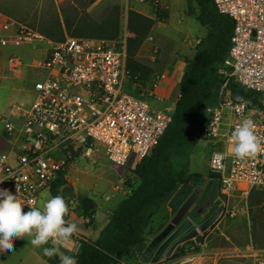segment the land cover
<instances>
[{
	"label": "built area",
	"instance_id": "obj_1",
	"mask_svg": "<svg viewBox=\"0 0 264 264\" xmlns=\"http://www.w3.org/2000/svg\"><path fill=\"white\" fill-rule=\"evenodd\" d=\"M213 3L233 28L227 55L216 68L221 78L217 101L205 110L201 136L217 145L209 155L208 172L220 196L245 202L252 193L264 191V0ZM131 36L124 27L113 40L65 36L51 42L26 23L0 13V50L45 47L34 65L40 77L31 83L28 101L15 107V123L3 121L6 148L0 150V192L36 206L37 195L65 175L73 160L103 155L124 167L157 145L172 109L151 104L162 75H151L144 83L128 80L126 39ZM21 61L11 53L5 64L19 72ZM231 84L257 95L258 103L236 99ZM245 118L256 125L260 149L236 159L229 136ZM253 264H264V256Z\"/></svg>",
	"mask_w": 264,
	"mask_h": 264
},
{
	"label": "rangeland",
	"instance_id": "obj_2",
	"mask_svg": "<svg viewBox=\"0 0 264 264\" xmlns=\"http://www.w3.org/2000/svg\"><path fill=\"white\" fill-rule=\"evenodd\" d=\"M161 1L168 8L162 10L169 13V19L165 25L155 26L150 32L148 37L153 38L155 46L149 48L148 42H145L147 37L135 54L136 61L150 69H158L163 48L170 52V48H178L181 42L190 45L189 51H174L173 54L181 62L183 57L192 56L194 42L205 33L193 17L186 16V0ZM155 5L157 2L151 0H0V13L26 23L49 41L58 42L65 36L73 37V34L95 39L119 37L126 28L129 11L154 18ZM161 42L167 43L160 45ZM44 49L42 46L35 50H0L1 137L3 121L16 122L15 107L26 104L31 83L40 77L34 65ZM11 53H17L22 59L19 72L10 71L5 64ZM126 91L136 95L129 87H126ZM164 97V108L171 109L172 101L168 100V96ZM216 148L214 140L204 136L199 138L186 159L188 171L197 177L179 186L167 198L144 232L141 243L122 261L123 264H253L258 256H264V192L253 194L245 202L222 198L217 182L208 172L209 155ZM178 162V159L173 161L175 168H178ZM130 167L116 166L103 155L75 159L69 163L64 179L74 192L73 198L66 200L70 212L67 221L78 226V232L74 235L95 238L107 221L108 214L138 183L131 175ZM197 187L201 188V193L183 217L191 221V227L174 242V248L168 254L166 250L155 263L150 262L152 254L140 260L151 240L171 221ZM49 197L48 190L40 192L36 206H42ZM79 197H87L96 205L95 223L90 227L84 224L85 219L81 216ZM219 207H222V211L216 220L205 230L199 231L197 227ZM27 239H14L13 252L0 255V264H44L40 262L39 249L28 245Z\"/></svg>",
	"mask_w": 264,
	"mask_h": 264
},
{
	"label": "trees",
	"instance_id": "obj_3",
	"mask_svg": "<svg viewBox=\"0 0 264 264\" xmlns=\"http://www.w3.org/2000/svg\"><path fill=\"white\" fill-rule=\"evenodd\" d=\"M185 14L193 17L205 33L195 45L192 56L182 58L184 68L171 120L150 153L130 164V173L138 183L132 187L127 182L131 190L112 210L97 239L80 241L79 252L75 256L77 264H120L141 243L144 232L167 198L179 186L197 177L188 171L186 159L201 137L206 108L217 101L221 78L216 74V68L227 55L233 23L217 12L213 0H186ZM153 15L151 19L134 11L127 14L126 30L132 36L126 39L125 69L132 83L147 82L153 74L150 67L135 59L136 52L153 26L168 19V12L158 5L153 8ZM71 36L95 39L77 37V34ZM229 89L238 100L245 99L252 105L258 103L257 95L238 85L231 84ZM175 159L180 161L178 168L173 163ZM64 187L68 185L63 173L50 184V196L60 194ZM78 203L82 216L87 220L85 225L90 227L94 221V202L87 197H79ZM41 256L46 258L42 252ZM51 258L59 264L58 256Z\"/></svg>",
	"mask_w": 264,
	"mask_h": 264
},
{
	"label": "clouds",
	"instance_id": "obj_4",
	"mask_svg": "<svg viewBox=\"0 0 264 264\" xmlns=\"http://www.w3.org/2000/svg\"><path fill=\"white\" fill-rule=\"evenodd\" d=\"M255 127L253 120L245 118L231 131L229 141L233 145L234 158L250 157L260 149ZM25 206L28 207L26 212L22 211ZM68 211L61 193L49 197L38 207L0 192V255L13 252L14 239L28 237V245L41 249L43 256L51 258L58 255L59 264H77L74 256L59 249L78 232L76 223L65 220Z\"/></svg>",
	"mask_w": 264,
	"mask_h": 264
},
{
	"label": "crops",
	"instance_id": "obj_5",
	"mask_svg": "<svg viewBox=\"0 0 264 264\" xmlns=\"http://www.w3.org/2000/svg\"><path fill=\"white\" fill-rule=\"evenodd\" d=\"M155 1L157 2V5L159 8H161V9L164 8V9L168 10V8L163 4V2L161 0H155ZM148 17L153 19V17L151 15ZM168 19H169V13H168ZM165 23L166 22H164V23H158L157 22L153 26V28L155 26L165 25ZM153 28L151 31H153ZM197 40H199V39H197ZM145 42H148L149 48H151L154 45L153 38L151 36L148 37L145 40ZM163 43L164 42H161L160 45ZM166 43H164V45H166ZM194 43L196 45V41ZM156 46L158 48V45H156ZM189 48H190V45L188 43H184V42H181V45L178 48L177 47L170 48L171 49L170 52H167L165 50V48H163L164 51L160 55V60L158 62V69H152V71H153L152 75H154V74L162 75V78L159 80L158 86L154 91V95H155V97H157V99L155 98V99L151 100V104L153 106L164 108L165 104H166V98L164 97V95L168 96L169 97L168 100L172 101V104L174 105V102H175L177 94H178V82H179L180 76L182 74L184 65H183V62H181L173 54V52L174 51H180L181 53H187L189 51ZM192 51L194 52V48L192 49ZM154 52H156V51H154ZM187 57H191V56L187 55ZM178 67L180 68V70ZM0 147H1L0 150H4L6 148L5 140L1 136H0ZM238 201H240V200H238ZM95 207H96V205H95ZM110 213L108 214V218L110 216ZM93 216H94V221H93V224H94L95 223V213L94 212H93ZM108 218H107V221H108ZM107 221H105L103 225H105ZM100 230H99V232H100ZM99 232H98V234H99ZM98 234H96L94 239H90L89 236H87V235H85L83 237L78 236V235H74L68 242L59 246L60 252L67 254V255H72L75 257L79 252L80 241L81 240H83V241H95L98 237ZM41 252H42V250L39 249V256L41 258L40 262H42V263L44 262V264H56L52 258H49V257L43 258L41 256ZM120 264H123V263L121 262Z\"/></svg>",
	"mask_w": 264,
	"mask_h": 264
},
{
	"label": "water",
	"instance_id": "obj_6",
	"mask_svg": "<svg viewBox=\"0 0 264 264\" xmlns=\"http://www.w3.org/2000/svg\"><path fill=\"white\" fill-rule=\"evenodd\" d=\"M60 193L66 200H71L74 195V192L69 187H64L63 189H61ZM200 193L201 188L197 187L187 197V199L180 206L171 221L148 244V246L140 257V260L143 261L150 254H152L150 262L155 263L166 250H168V254V252H170L174 248L176 240H178L192 225L190 220L184 219L183 217L189 210V208L193 205V203L197 200ZM221 211L222 207H219L217 211L213 215H211L206 221L202 222L197 227V229L199 231H203L208 228L216 220Z\"/></svg>",
	"mask_w": 264,
	"mask_h": 264
}]
</instances>
